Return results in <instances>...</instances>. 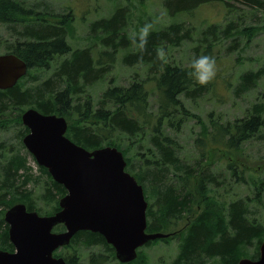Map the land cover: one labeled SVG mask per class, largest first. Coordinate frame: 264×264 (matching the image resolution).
I'll return each mask as SVG.
<instances>
[{
	"label": "trees",
	"instance_id": "16d2710c",
	"mask_svg": "<svg viewBox=\"0 0 264 264\" xmlns=\"http://www.w3.org/2000/svg\"><path fill=\"white\" fill-rule=\"evenodd\" d=\"M204 1L207 0H164L167 17L154 26L146 49L141 53L130 40L133 32L128 30V3L113 1L108 15L89 23L87 30L91 42L73 46L66 35L67 21H62L61 15L34 10L23 0H0V23L8 24L13 36L12 41L5 42V52L16 54L28 66L15 85L0 89V131L9 125L18 126L16 135L20 145V148L11 145V153L7 155V141L0 139L1 249H14L3 219L9 206L21 201L28 209L41 211L35 206L37 200L27 185L38 183L30 179L31 167L27 164L26 156L30 155L32 160L33 156L21 141L28 128L20 122V115L26 108L34 107L43 113L64 116L68 123L66 135L75 143L87 149L113 145L122 151L126 170L143 184L146 197L150 198L146 231L169 233L168 237L147 241L143 247L167 242L169 236H176L179 250L173 264H195L202 257L218 260V264H236L241 257H258L259 244L264 238V215L255 216L252 203L262 204L264 200V169L255 177L241 157L226 159V179L225 175L210 172L208 166L200 169L215 147L238 151L247 141H264V116L261 114L264 98L260 97L262 102L253 103L243 116L233 120L221 123L211 117L212 131L193 140L196 152L193 160L189 155L188 161L182 160L179 153V135L195 114L187 108L185 100L202 96L208 84L201 86L190 78V63L183 65L184 57L177 51V59L172 49L195 42L194 51L205 44L204 50L209 53L212 44H222L229 38L230 46L236 48L241 37L250 33L249 27H242L237 20L227 17L236 9L226 0H220L225 8L224 23L207 24L202 29L185 26L182 17L190 15ZM242 1L255 7L254 11L264 12V0ZM148 17L152 19L151 15ZM1 44L0 41V48ZM230 46L226 51L232 48ZM158 47L164 48L166 62L156 58ZM118 54L127 65H145V79L131 77L127 85H119L111 77L95 101L88 88L93 83L105 82ZM141 56L142 63L138 62ZM40 72H47L48 76L40 79ZM235 76L233 92L240 95L263 80L264 60L261 66L237 71ZM27 78L31 79L30 84H26ZM152 90L155 92L154 105L151 104ZM206 161L210 163V159ZM37 167L47 175L39 199L47 205L52 204L46 212L39 213H53L59 209L58 199L66 189L51 178L45 167ZM223 184H226V203L224 207L222 201L218 208L214 204L221 200L216 198V193ZM241 185H249L251 193H230ZM201 192L205 200L212 193L211 203L192 220L185 219ZM166 228L170 231H163ZM63 229L64 226L58 224L53 230ZM68 246L76 248L69 253L60 250ZM79 246L90 248L89 254L82 253ZM250 246L254 249L251 253ZM60 248L54 254L63 256L67 264H123L116 260L113 247L97 232L77 231L69 244ZM142 253L141 246L137 249V259Z\"/></svg>",
	"mask_w": 264,
	"mask_h": 264
},
{
	"label": "rangeland",
	"instance_id": "374dc122",
	"mask_svg": "<svg viewBox=\"0 0 264 264\" xmlns=\"http://www.w3.org/2000/svg\"><path fill=\"white\" fill-rule=\"evenodd\" d=\"M19 1V0H16ZM22 1V0H20ZM113 1L117 0H23L24 4L27 6L34 7V10L45 11L46 13L53 15H61L62 21H67L65 24L67 28V38L73 46H83L91 42V35L88 34L87 27L91 20L99 17L106 16L110 13L112 8ZM123 3H128L129 15H128V26L130 32H138L140 27H142L146 22L155 21V25H159L161 22H164L168 13H166L164 7V0H119ZM232 4L233 13L229 14L227 17L237 20V24L244 27H249V35H243L241 37L238 47L234 48L230 46L231 39H226L222 44H212L211 52L207 53L205 49V44L199 46L201 49L196 51L193 50V47L196 46L195 42H191L188 45H183L180 47H175L172 49V53L179 58L177 51L184 57L183 65H188L190 63V58L194 56H199L201 54L210 55L215 58L217 65V74L215 78L208 83V90L203 93L202 96L196 97L192 100H185L187 108L195 113L186 123L182 134L179 135V144L180 156L182 160L188 161V155L190 159L193 160L196 152L193 146V140L197 136L205 137L206 132H211L212 127L210 126V118L215 117L221 123L226 122V119L233 120L236 117H241L245 114L247 108H250L253 103L258 101L262 102L260 97L264 98V78L263 80L254 87H248L240 95H235L233 92L234 89V80L235 74L246 69H255L261 66L264 60V12L254 11L253 8L248 4H245L242 0H226ZM225 8L223 3L220 0H207L200 4L198 7L193 9L190 15L182 17L184 25H194L198 29H202L207 24L218 23L222 24L225 22L224 18ZM238 17V15H240ZM152 16V19L148 17ZM52 17L53 16H49ZM47 16V18L49 19ZM19 18H22L20 16ZM5 24V25H4ZM0 23V41L1 50L0 52H5V42L8 43L13 40L12 33L10 34L6 23ZM19 29L16 28V31ZM17 38H22L21 36H16ZM17 38H14L15 40ZM232 47L226 51L227 47ZM146 66L145 65H127L122 62L121 54L117 55V59L112 68L111 74L106 76V80L103 84L100 82L93 83L89 86V92L93 95L94 100L96 101L99 96L102 88L107 85L108 80L113 77L114 83L119 85H127L131 81V77L145 79L146 76ZM48 76L47 72H40V79ZM26 84H30V78ZM149 83L148 89H152V85ZM103 86V87H102ZM154 91L150 92L151 94V104L155 103ZM211 112V114H210ZM210 114V116H209ZM264 116V111L261 113ZM21 122V120H20ZM18 126L9 125V128L2 129L0 131V139L7 141L6 154L11 153V145L17 148H20L17 138ZM22 141V140H21ZM122 144V142H120ZM212 145V144H211ZM243 148L240 150H229L226 147H215L210 150L208 156L205 159V162L202 165L200 170L209 167L210 172L219 173L220 176L225 175L226 179V159H233L235 157H241L242 160L249 166L248 170L255 177H259L262 170L264 169V141H247L243 144ZM14 151H16L14 149ZM131 157H133L131 155ZM27 164L31 167V176L30 179L37 181L38 183L29 182L28 189H32L33 198L37 200L36 207L43 211L49 209L52 204L47 205L43 200L39 199V194L43 191L45 184L47 183V175L40 171L37 167V163L30 158V155L26 156ZM210 159L209 161H206ZM226 181V180H225ZM143 185V184H142ZM226 184H223L218 190L216 198L221 201H216L214 205L220 207L222 201L226 203ZM144 188L145 198L147 203L150 202V198L146 197V189ZM251 193V188L249 185H241L234 187L230 190L231 194L235 195H245L246 193ZM229 193V194H230ZM212 193L209 198L203 199L204 195L201 192L198 197L195 199V204L190 210V213L185 217V219H193L196 215L204 210L208 203H211ZM229 196V195H228ZM227 196V197H228ZM154 199L151 198V201ZM252 210H254L255 216L264 215V200L261 203L253 202ZM2 208V207H0ZM46 212V211H45ZM181 223V221H179ZM182 222H184L182 220ZM185 227H182V229ZM165 232L170 231L166 228L163 230ZM179 232H182L179 231ZM168 237V236H167ZM176 237V236H175ZM168 238L167 242H157L152 243L150 246H142V256L138 259L137 257L130 261L129 264H173V261L178 253V239L177 238ZM76 247L68 246L60 250L63 253H69L74 250ZM80 251L85 255H88L90 248L79 246ZM254 249L252 246L248 248V251L251 253ZM60 251V252H61ZM59 252V251H56ZM115 256V254H114ZM116 258V257H115ZM117 260V258H116ZM201 261L196 262L195 264H218V260L209 259L202 257L199 259ZM118 261V260H117ZM87 262V261H86ZM124 264V263H123Z\"/></svg>",
	"mask_w": 264,
	"mask_h": 264
},
{
	"label": "water",
	"instance_id": "95a60500",
	"mask_svg": "<svg viewBox=\"0 0 264 264\" xmlns=\"http://www.w3.org/2000/svg\"><path fill=\"white\" fill-rule=\"evenodd\" d=\"M27 69L16 54L0 53V89L15 85ZM20 120L28 128L21 139L25 148L66 192L53 213L40 214L21 201L4 211L14 249L0 248V264H67L54 251L69 244L80 230L101 234L117 260L128 263L147 241L169 235L146 231L144 188L126 170L120 149L113 145L87 149L75 143L66 135L68 123L62 115L28 107ZM58 224L64 229L53 230ZM236 264H264V238L257 258L241 257Z\"/></svg>",
	"mask_w": 264,
	"mask_h": 264
},
{
	"label": "clouds",
	"instance_id": "9594fccd",
	"mask_svg": "<svg viewBox=\"0 0 264 264\" xmlns=\"http://www.w3.org/2000/svg\"><path fill=\"white\" fill-rule=\"evenodd\" d=\"M155 21L146 22L140 27L138 33L133 32L130 35L131 43L142 53L146 49L147 38L154 30ZM156 58L161 62H166V52L164 48L158 47L156 49ZM138 62L142 63V56L138 58ZM189 77L201 85L210 83L217 74V65L214 57L210 55L201 54L194 56L190 62Z\"/></svg>",
	"mask_w": 264,
	"mask_h": 264
},
{
	"label": "bare ground",
	"instance_id": "6f19581e",
	"mask_svg": "<svg viewBox=\"0 0 264 264\" xmlns=\"http://www.w3.org/2000/svg\"><path fill=\"white\" fill-rule=\"evenodd\" d=\"M18 81V80H17ZM16 84V83H15ZM175 118V117H174ZM171 119V118H170ZM175 120V119H174ZM159 197V196H158Z\"/></svg>",
	"mask_w": 264,
	"mask_h": 264
}]
</instances>
